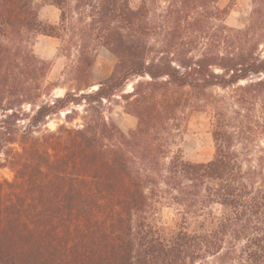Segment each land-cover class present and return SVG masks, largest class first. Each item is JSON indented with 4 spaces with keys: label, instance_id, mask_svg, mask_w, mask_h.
Here are the masks:
<instances>
[{
    "label": "trees",
    "instance_id": "trees-1",
    "mask_svg": "<svg viewBox=\"0 0 264 264\" xmlns=\"http://www.w3.org/2000/svg\"><path fill=\"white\" fill-rule=\"evenodd\" d=\"M44 1L59 25L39 20L35 0H0V154L16 143L22 106L34 107L20 150L4 152L15 178L0 182V264H264V0L237 29L219 0H169L158 48L144 0ZM39 34L76 51L61 97L44 86L51 64L33 51ZM99 46L115 69L88 92ZM131 78L149 80L121 96L138 121L125 134L101 109ZM82 104L96 115L86 109L66 126ZM186 107L210 116L208 162L171 152ZM61 112L65 124L32 138ZM163 203L181 211L176 229L153 222Z\"/></svg>",
    "mask_w": 264,
    "mask_h": 264
},
{
    "label": "rangeland",
    "instance_id": "rangeland-1",
    "mask_svg": "<svg viewBox=\"0 0 264 264\" xmlns=\"http://www.w3.org/2000/svg\"><path fill=\"white\" fill-rule=\"evenodd\" d=\"M143 0H130V6L132 8H139ZM146 1L147 8L149 10L148 17L155 20L156 29L152 33L154 36L150 39V42L155 48H158V44L155 42L157 39H163L165 31L168 29L163 25V17L166 15V11L171 1L169 0H144ZM218 7L223 9L226 7L230 8L229 16L225 20L224 24L232 29L244 27L251 16L254 4L253 0H219ZM34 6L38 11L39 20L47 25H59L60 23V11L53 5H50L44 0H35ZM73 4L68 6L69 12H71ZM47 7L46 13L43 17L40 16L39 12L42 8ZM75 23V20H70L66 23V31L61 32L64 39L67 40L71 35L70 31ZM33 51L42 60H45L51 64V68L46 76L44 86H47L49 91L52 92L53 96L61 97L64 93L70 89L73 84L68 81L67 74L63 75L65 69L74 60L76 54L75 50H71L68 55L62 53L61 51V40L53 37H48L45 35H37L33 38ZM198 50L193 51V54H197V51H201L203 46H198ZM67 55V56H66ZM94 62L91 68V76L89 90L88 92L96 90V86L109 78L115 69L116 58L105 48L99 46L95 47L94 51ZM67 72V70H66ZM148 78H131L126 82L123 92L115 93V96L108 100L103 101V108L101 109L103 117L108 122H113L121 132L128 133L130 130L137 126V118L134 115L133 109L129 107L124 98L121 96L132 92L133 86L138 82H146ZM51 84H57L58 87L54 88ZM209 93L216 94L221 93L220 90L214 89L210 90ZM48 97L43 96L41 101H46ZM34 107L30 105L22 106L21 110L24 112L23 117L17 122L13 127V135L15 144H8L3 152L0 154V182H13L15 178V172L9 168L7 163H5L6 156L4 152L12 150H20V142L22 140L23 130L28 125V119L26 117L33 113ZM89 110L88 115L94 116L96 112L94 109H89L85 107L84 104L75 108L77 110L76 119L72 124H65L64 122V112L58 115L51 116L46 119V125L35 129L32 133V138H39L45 129L49 131H55L59 125L65 124L66 126L75 127L80 125L81 117L85 116L84 110ZM183 121H175L173 123H181V137L176 138V143L171 148V152L174 154H179L181 158L185 161L191 163H204L210 161L215 154V146L211 137V119L209 114L205 112L193 111L190 107H186L183 111ZM2 111L0 110V117L2 116ZM180 115V114H179ZM171 156V155H170ZM181 211L178 210L177 206L172 204H159L157 205V210L152 215V220L161 229H176L182 222ZM190 229L196 228L193 223H190Z\"/></svg>",
    "mask_w": 264,
    "mask_h": 264
},
{
    "label": "crops",
    "instance_id": "crops-1",
    "mask_svg": "<svg viewBox=\"0 0 264 264\" xmlns=\"http://www.w3.org/2000/svg\"><path fill=\"white\" fill-rule=\"evenodd\" d=\"M46 9H48L47 7L42 8L39 12L40 16L43 17V15L46 13Z\"/></svg>",
    "mask_w": 264,
    "mask_h": 264
}]
</instances>
